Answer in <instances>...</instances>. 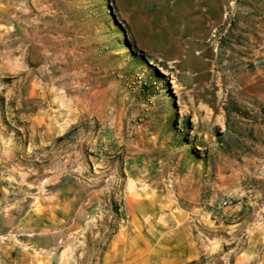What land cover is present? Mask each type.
Wrapping results in <instances>:
<instances>
[{"label": "rangeland", "instance_id": "374dc122", "mask_svg": "<svg viewBox=\"0 0 264 264\" xmlns=\"http://www.w3.org/2000/svg\"><path fill=\"white\" fill-rule=\"evenodd\" d=\"M248 2L0 0V264H235L264 183H211L264 86ZM182 226L206 241L187 261L163 248Z\"/></svg>", "mask_w": 264, "mask_h": 264}, {"label": "crops", "instance_id": "0c3cea01", "mask_svg": "<svg viewBox=\"0 0 264 264\" xmlns=\"http://www.w3.org/2000/svg\"><path fill=\"white\" fill-rule=\"evenodd\" d=\"M247 1H249L248 4L245 3L246 5L239 10L240 18L238 22L242 25L244 35L251 42H257L259 47L264 48V0ZM262 56L264 57V52H262ZM260 61H264V59L261 58ZM262 77H264V74H262ZM259 85L256 94L253 92L248 93L250 95L249 100H253L256 95V103L247 102L237 106L240 109L239 112L242 110L247 113H239L236 116L237 124H234L232 129L229 128L230 134L235 137L236 144L226 151V161L220 165L216 164L215 170H218L219 179L211 185H215L218 190L234 194L238 192L247 193L251 191V189H245L247 188L245 187L246 184H243L247 177H257L262 184L264 183V86H261V81ZM261 112L263 113L261 114ZM261 120L263 123H261ZM233 121L235 120H230V123ZM239 209L237 204L235 208L229 209V212H224L218 220L211 221L217 222L216 227L225 225L233 227L234 231H239V228L248 221L239 218ZM229 216L232 218H227ZM223 217L231 223H224L222 221ZM187 229L185 226L178 229L176 232L179 234L178 239L167 238L163 240V248L176 251V255L181 261H187L202 255L206 248L203 245L206 241L203 239L199 242V240L191 238L186 231ZM257 231H254L253 235L244 233L241 238L236 235L229 242L234 243L238 240L242 244L241 246L235 244L232 247L235 264H254V261H257V264H264V222L261 224V232L260 230ZM257 258L260 259L257 260Z\"/></svg>", "mask_w": 264, "mask_h": 264}, {"label": "bare ground", "instance_id": "6f19581e", "mask_svg": "<svg viewBox=\"0 0 264 264\" xmlns=\"http://www.w3.org/2000/svg\"><path fill=\"white\" fill-rule=\"evenodd\" d=\"M150 62H153V61H150ZM153 64L155 65V63H153ZM61 111H62V110H61ZM63 113H64V112H63ZM64 114L67 116V112H65ZM59 115H60V114H56V115H55V118H57V116H58V119H59ZM55 118L50 119V123H49L48 125H46V126L43 125L42 128L47 129L46 131L50 133V132L53 130V125H55ZM36 119H37V118H36ZM40 120L43 122L42 119H40ZM40 120H39V123H40ZM39 123H38V124H39ZM41 124H42V123H41ZM57 125H58V124H57ZM39 129H40V128H39Z\"/></svg>", "mask_w": 264, "mask_h": 264}, {"label": "built area", "instance_id": "2783aa9c", "mask_svg": "<svg viewBox=\"0 0 264 264\" xmlns=\"http://www.w3.org/2000/svg\"><path fill=\"white\" fill-rule=\"evenodd\" d=\"M219 206L224 207L227 205V201L224 198L218 200ZM223 205V206H222Z\"/></svg>", "mask_w": 264, "mask_h": 264}, {"label": "trees", "instance_id": "16d2710c", "mask_svg": "<svg viewBox=\"0 0 264 264\" xmlns=\"http://www.w3.org/2000/svg\"><path fill=\"white\" fill-rule=\"evenodd\" d=\"M157 72V71H156ZM158 73V72H157ZM159 74V73H158Z\"/></svg>", "mask_w": 264, "mask_h": 264}]
</instances>
